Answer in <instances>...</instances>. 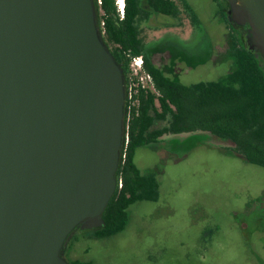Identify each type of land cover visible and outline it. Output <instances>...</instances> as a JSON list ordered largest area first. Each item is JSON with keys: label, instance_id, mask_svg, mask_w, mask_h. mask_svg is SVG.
Segmentation results:
<instances>
[{"label": "water", "instance_id": "obj_1", "mask_svg": "<svg viewBox=\"0 0 264 264\" xmlns=\"http://www.w3.org/2000/svg\"><path fill=\"white\" fill-rule=\"evenodd\" d=\"M264 60V0H227ZM127 79L95 0H0V264H69L119 188Z\"/></svg>", "mask_w": 264, "mask_h": 264}, {"label": "rangeland", "instance_id": "obj_2", "mask_svg": "<svg viewBox=\"0 0 264 264\" xmlns=\"http://www.w3.org/2000/svg\"><path fill=\"white\" fill-rule=\"evenodd\" d=\"M182 1L186 10L181 8L180 19L185 16L194 22H180L169 35L167 26H162L165 29L160 30L166 37L158 42L194 47L204 61L209 53L211 57L195 68L179 65L178 74L171 77L186 86L217 81L233 67V61L225 55L228 25L218 15L215 0ZM161 21L176 22L166 16ZM162 59L167 62L168 55H159L154 60L163 63ZM135 163L142 173L160 168L158 200L131 205L127 210V226L109 238L98 239L92 232L75 231L66 243L64 254L68 261L264 264L263 167L205 145L178 161L166 150L138 148Z\"/></svg>", "mask_w": 264, "mask_h": 264}, {"label": "trees", "instance_id": "obj_3", "mask_svg": "<svg viewBox=\"0 0 264 264\" xmlns=\"http://www.w3.org/2000/svg\"><path fill=\"white\" fill-rule=\"evenodd\" d=\"M174 1L156 0L155 5L165 14L175 16L178 10ZM215 1L218 15L232 30L227 36L225 55L233 61V67L217 81L186 86L168 76L145 55L136 20L140 13L138 0H126L123 19L116 0H95L104 41L122 66L127 87L131 60L138 56L144 57V68L153 79V87L140 86L134 95L139 105L128 121V144L118 172L122 186L103 215L104 227L92 232L94 238H109L122 232L127 226V210L131 205L158 200L160 168L142 173L135 163L138 148L166 150L178 161L205 145L264 168V60L251 43L235 33L227 17L229 4L225 0ZM168 49L173 59L181 57L191 68L211 57L209 53L205 61L193 60L186 53L177 55L174 49ZM261 221L264 231V214Z\"/></svg>", "mask_w": 264, "mask_h": 264}, {"label": "flooded vegetation", "instance_id": "obj_4", "mask_svg": "<svg viewBox=\"0 0 264 264\" xmlns=\"http://www.w3.org/2000/svg\"><path fill=\"white\" fill-rule=\"evenodd\" d=\"M174 1V0H173ZM228 4L229 2L225 0ZM177 7V15H169L165 14L163 11L158 9V5H155L156 0H138V6L140 8V13L137 16V22L138 26L140 27V31L142 34L143 42H144V47H145V55L149 58V60L158 68L162 69L168 76H173L175 77L178 72H179V65H184L185 69H191L190 66H188L187 62L183 60V58L178 57L176 59H173V54L169 51L168 47L170 49H174L173 51L178 54H187V57L197 60L200 58L198 52L194 51V47L189 49L185 48L181 45L175 44V42L172 41H161L158 42V40L162 37H166V34H164L163 31L160 30L162 26H167V35H169L170 31L173 32L172 28L173 27H178L180 22L187 20L188 23H193V18L189 19V17L180 19V15L183 14V10H186V6L184 7L181 3L183 2L182 0H175L174 1ZM162 5H164L162 2H160ZM165 3H167V0H165ZM125 8H126V0H124V10H123V15L119 12L120 18L123 19L125 17ZM172 17L175 19V23H170V24H163L164 22L161 21L162 17ZM227 17L229 22L231 23L232 28H234L235 33H237L238 36H242L243 40H246V42L249 44L250 42V37H249V27L247 25L240 26L237 25L235 22H233L230 18V5H229V10L227 11ZM185 18V19H184ZM152 27V28H147L146 26ZM165 29L164 27H162ZM228 29L230 33L232 32L231 28L228 26ZM229 33V34H230ZM228 36V34H227ZM226 45L227 44V38H226ZM252 45V44H251ZM181 47V48H180ZM253 47V46H252ZM159 55H168V60L167 62L164 61L163 63H156L155 62V57ZM143 59L144 63V57L143 56H138ZM136 58V57H134ZM181 67V66H180ZM183 68V67H182ZM183 69V71L185 70ZM171 77V78H173ZM93 232V231H90ZM74 233V232H73ZM72 233V234H73ZM68 241V240H67ZM66 249V246H65ZM64 249V252H65ZM63 258L67 260L65 254H63ZM68 261V260H67ZM70 261H68L69 263ZM73 263V262H70ZM69 263V264H70Z\"/></svg>", "mask_w": 264, "mask_h": 264}, {"label": "built area", "instance_id": "obj_5", "mask_svg": "<svg viewBox=\"0 0 264 264\" xmlns=\"http://www.w3.org/2000/svg\"><path fill=\"white\" fill-rule=\"evenodd\" d=\"M116 4L118 7L119 12L123 15L124 10V0H116ZM131 70V79L130 84L128 85V97L126 103V110H127V130H128V121L130 114L132 113L133 109L138 107L139 101L134 98V95L137 92V89L141 86L145 88L146 86L153 87V79L152 77L145 71L143 59L141 57L132 58L130 64ZM128 144V132L126 135V143L125 149ZM124 149V152H125ZM125 155L123 154V160ZM122 186V181L119 179V188Z\"/></svg>", "mask_w": 264, "mask_h": 264}]
</instances>
